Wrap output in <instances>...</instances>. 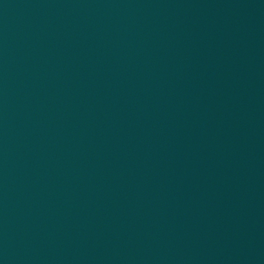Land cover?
Returning <instances> with one entry per match:
<instances>
[{"label":"water","instance_id":"water-1","mask_svg":"<svg viewBox=\"0 0 264 264\" xmlns=\"http://www.w3.org/2000/svg\"><path fill=\"white\" fill-rule=\"evenodd\" d=\"M0 264H264V0H0Z\"/></svg>","mask_w":264,"mask_h":264}]
</instances>
